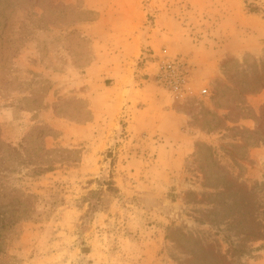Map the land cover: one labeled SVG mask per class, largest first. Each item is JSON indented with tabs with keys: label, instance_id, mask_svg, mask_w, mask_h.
<instances>
[{
	"label": "rangeland",
	"instance_id": "1",
	"mask_svg": "<svg viewBox=\"0 0 264 264\" xmlns=\"http://www.w3.org/2000/svg\"><path fill=\"white\" fill-rule=\"evenodd\" d=\"M128 11L173 36L180 52L160 56L185 64L179 91L164 62L151 67L201 131L183 158L157 154L159 135L132 137L126 116L107 119V26ZM211 63L217 74L203 79ZM262 85L264 0H0V264H183L190 249L208 264L200 236L228 264H264V237L245 234L252 205L230 227L195 221L244 198L237 184L264 221Z\"/></svg>",
	"mask_w": 264,
	"mask_h": 264
},
{
	"label": "crops",
	"instance_id": "2",
	"mask_svg": "<svg viewBox=\"0 0 264 264\" xmlns=\"http://www.w3.org/2000/svg\"><path fill=\"white\" fill-rule=\"evenodd\" d=\"M109 15L107 13V23L111 22ZM121 15L122 25L117 27L113 22L107 26V119L112 121L117 117L126 116L132 137L145 132L150 139L147 144H150L152 138L159 135L157 140H162L164 144L156 140L153 142L158 143L155 145L157 154L162 145L163 148H168L170 158H183L192 150L198 138L197 131H201L186 121L184 113L179 112L175 97L167 98L161 95L157 81L151 78L157 71V68L151 67L165 61V55L161 57V53L165 54L171 49L172 53L166 54L171 59L173 53L178 54L180 51L175 50L171 44L173 36H167L165 40V36H160L157 28L148 31L140 29L141 17L138 13L128 11ZM162 46L168 47L166 52L161 50ZM146 51H152L153 55L147 54ZM148 56H153L154 60H144L145 65L147 64L144 70L148 77L141 79L142 85L137 87L135 93V60H143ZM199 67L197 64L196 70ZM209 67L204 66L203 79L209 80L217 74L214 64L211 63ZM130 99H134L136 103L140 102L139 108H132ZM124 103L125 109L121 110Z\"/></svg>",
	"mask_w": 264,
	"mask_h": 264
},
{
	"label": "trees",
	"instance_id": "3",
	"mask_svg": "<svg viewBox=\"0 0 264 264\" xmlns=\"http://www.w3.org/2000/svg\"><path fill=\"white\" fill-rule=\"evenodd\" d=\"M251 12L254 11L251 10ZM259 88L264 89V85L260 86ZM241 185L237 184L235 190L244 194V198L242 196H238L237 199L234 198V201H232V204L230 206L226 201L218 200L216 203L213 204L211 209H207V210L204 209L203 211H201V215L207 217L200 218L199 216L195 218V221H197L199 224L208 223L211 225L214 224L217 225L218 223H221L226 227H230L235 222L243 218L244 211H246L245 205L250 204L252 206L249 212L247 213H250L249 215L252 217L251 219L252 221L251 224L249 225V230L245 232V234H249L253 236L254 240H258L264 237V221H262L258 217V208L253 204L255 200L250 197V190L248 189L247 185L246 184H241ZM259 210L261 211V214H264V208H260ZM217 214H219V216H221L223 219L217 220ZM191 238L194 239L195 243L204 244L207 249L212 250V257L214 261L208 264H228L227 256L221 252L219 247L217 248L213 245L212 241L209 239L208 236L191 237ZM188 254L190 256V259L192 260H194L195 258L196 259L199 258V255H197L196 252L192 249L188 251ZM190 259L184 261L183 264H194L191 262Z\"/></svg>",
	"mask_w": 264,
	"mask_h": 264
},
{
	"label": "built area",
	"instance_id": "4",
	"mask_svg": "<svg viewBox=\"0 0 264 264\" xmlns=\"http://www.w3.org/2000/svg\"><path fill=\"white\" fill-rule=\"evenodd\" d=\"M164 75L169 77L168 85L172 90L179 91L185 81L186 67L181 60H165L161 66Z\"/></svg>",
	"mask_w": 264,
	"mask_h": 264
}]
</instances>
